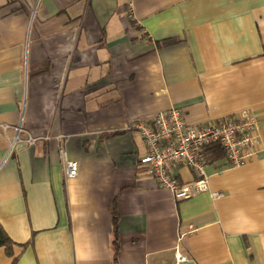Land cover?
Returning a JSON list of instances; mask_svg holds the SVG:
<instances>
[{"label": "crops", "instance_id": "obj_1", "mask_svg": "<svg viewBox=\"0 0 264 264\" xmlns=\"http://www.w3.org/2000/svg\"><path fill=\"white\" fill-rule=\"evenodd\" d=\"M170 109L198 127L248 110L258 154L176 200L131 128ZM0 226V264H264V0H0Z\"/></svg>", "mask_w": 264, "mask_h": 264}, {"label": "built area", "instance_id": "obj_2", "mask_svg": "<svg viewBox=\"0 0 264 264\" xmlns=\"http://www.w3.org/2000/svg\"><path fill=\"white\" fill-rule=\"evenodd\" d=\"M131 128L142 134L147 146V154L141 158L140 165L149 168L158 186L170 191L176 200H188L208 191L204 156L208 148L220 146L229 167H241L258 154L260 146L259 123L248 110L236 118H225L219 124L198 127L187 123L180 110L170 109L158 113L151 123L137 118ZM18 140L17 137L14 143ZM37 140L29 136L26 143L35 146ZM60 153L65 177L76 178L79 164L68 160L64 150ZM181 166L192 169L197 179L181 185L175 173Z\"/></svg>", "mask_w": 264, "mask_h": 264}, {"label": "trees", "instance_id": "obj_3", "mask_svg": "<svg viewBox=\"0 0 264 264\" xmlns=\"http://www.w3.org/2000/svg\"><path fill=\"white\" fill-rule=\"evenodd\" d=\"M205 161L206 163H215L225 158V154L220 146H214L208 148L205 151ZM114 239H113V249H114V261L118 263L119 253H120V240L119 233L117 231V218L114 219ZM13 243L11 239L6 235L2 227L0 226V248H5L8 251V254L11 256V249ZM17 260L15 259L12 264H16Z\"/></svg>", "mask_w": 264, "mask_h": 264}, {"label": "water", "instance_id": "obj_4", "mask_svg": "<svg viewBox=\"0 0 264 264\" xmlns=\"http://www.w3.org/2000/svg\"><path fill=\"white\" fill-rule=\"evenodd\" d=\"M179 264H194L192 261H182Z\"/></svg>", "mask_w": 264, "mask_h": 264}]
</instances>
